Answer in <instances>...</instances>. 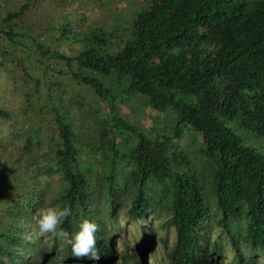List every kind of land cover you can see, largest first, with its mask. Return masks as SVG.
<instances>
[{"label": "trees", "instance_id": "16d2710c", "mask_svg": "<svg viewBox=\"0 0 264 264\" xmlns=\"http://www.w3.org/2000/svg\"><path fill=\"white\" fill-rule=\"evenodd\" d=\"M22 4L4 21L20 17ZM105 13L100 20L118 17ZM130 22L119 32L118 23L108 32L99 26L82 36L75 58L59 57L76 61L81 82L100 96L112 74L125 80L133 97H146L155 114H173L175 125L168 135L144 132L111 116L110 124L135 140L118 156L104 124L86 116L84 136L96 150L83 167L70 127L58 114L48 118V89L0 85L18 103L14 113L0 104V121L34 127L0 133V264H93L73 257L64 239L38 233L37 209L65 204L72 215L63 230L71 233L81 218L97 223L95 264H146L137 252L156 241L167 264H264V0H145ZM7 27L4 35L11 34ZM184 127L201 141L191 153L179 145ZM187 154L208 169L204 183L191 173ZM122 156L128 160L117 165V176ZM121 207L140 239L123 237ZM212 224L217 240L206 228ZM170 229L172 245L157 235Z\"/></svg>", "mask_w": 264, "mask_h": 264}, {"label": "rangeland", "instance_id": "374dc122", "mask_svg": "<svg viewBox=\"0 0 264 264\" xmlns=\"http://www.w3.org/2000/svg\"><path fill=\"white\" fill-rule=\"evenodd\" d=\"M1 1L5 5L0 6V85L25 84L32 87L33 91L36 84H41L45 89H48V118L53 120L58 114L62 121L70 127L73 134L71 141L77 149L80 166H89V162L92 164V153L96 150L94 143L84 136V129L88 126L85 120L86 116H91L97 123L104 124V127L109 131L108 138L115 143L118 156L127 155L131 143L135 140L131 136L130 130L123 128L122 125L113 126L112 123L110 124L111 116L116 115L121 119V123H128L138 131L144 130L145 132L146 130L143 128L146 127L147 130L153 128L156 131H162L161 133L165 131L166 135L170 133L172 124L175 125L176 122L175 116L169 113L155 114L150 109L146 97L139 95L133 97L127 91L125 80H120L112 74L113 81H104L105 91L100 96L91 87L81 82L84 71L76 61L69 65L65 60L75 58L81 51L83 47L81 38L84 34L100 27L108 32L104 28L109 29L111 27L109 23L115 25L118 23L117 26L121 24L122 29L127 27L135 12L141 10L145 0H28L27 3H24L26 0H20V2L18 0L15 2L13 0ZM20 3L27 5L24 13L10 21H4L8 13L18 12ZM105 11L117 14V19H114V16L113 19L109 18L107 21L100 20L106 17ZM95 20H100L98 21L100 27L95 24ZM8 25L11 26V34L4 35V32L9 31ZM120 28L121 26L116 28V31L119 32ZM2 38H5L4 41ZM110 43L111 41L107 39V48ZM60 55L65 59H61ZM2 89L4 88L0 87V104H4L7 110L14 113L18 104L15 100L16 97L10 95L11 93L7 89L3 93ZM16 95L18 96L17 91ZM34 111L36 115H39L36 109ZM107 121L108 123H106ZM13 125L14 129L25 128V131L29 133H32L34 128L33 124H26L23 119H18ZM8 126V123L0 121V133L8 134L14 130ZM184 130L186 132L180 139L179 145L191 153L201 146V141L194 131L185 127ZM255 142V140L244 138L246 145L256 146ZM187 155L191 173L198 177L200 184L204 183L209 173L208 169L206 172L199 170L197 166L200 164H197L195 156ZM199 158L208 163V160H204L200 156ZM112 160L114 158H111ZM127 160V156L115 159L117 176V165L119 169L126 164ZM118 211L120 227L125 231L123 237L126 236L128 240L135 237L140 239L139 228L131 222L127 223L123 217L125 207H121ZM206 228L211 230L214 240L219 238V230L213 228V224ZM157 235L166 236L170 245L174 243L175 234L171 229L165 233L157 231ZM154 244L158 248L156 251H151V247L145 245L138 250V253L142 255L146 264H167L162 252V243L156 241ZM114 246L121 250L122 240L119 237L115 238Z\"/></svg>", "mask_w": 264, "mask_h": 264}, {"label": "clouds", "instance_id": "9594fccd", "mask_svg": "<svg viewBox=\"0 0 264 264\" xmlns=\"http://www.w3.org/2000/svg\"><path fill=\"white\" fill-rule=\"evenodd\" d=\"M71 215L72 208L67 204L59 208L43 206L37 209L35 223L38 233L41 236L51 234L64 239L65 243L70 246L73 257L91 260L95 264V261L99 260L101 256L97 247L98 225L91 219L81 218L79 223L74 226V230L69 233L61 226ZM153 247L156 248V245ZM154 250L152 251L154 252Z\"/></svg>", "mask_w": 264, "mask_h": 264}, {"label": "crops", "instance_id": "0c3cea01", "mask_svg": "<svg viewBox=\"0 0 264 264\" xmlns=\"http://www.w3.org/2000/svg\"><path fill=\"white\" fill-rule=\"evenodd\" d=\"M17 0H13V2H15ZM18 2H20V0H18ZM4 5V2L0 0V6H3Z\"/></svg>", "mask_w": 264, "mask_h": 264}, {"label": "water", "instance_id": "95a60500", "mask_svg": "<svg viewBox=\"0 0 264 264\" xmlns=\"http://www.w3.org/2000/svg\"><path fill=\"white\" fill-rule=\"evenodd\" d=\"M154 248H155V247H152V248H151V251L154 250Z\"/></svg>", "mask_w": 264, "mask_h": 264}]
</instances>
